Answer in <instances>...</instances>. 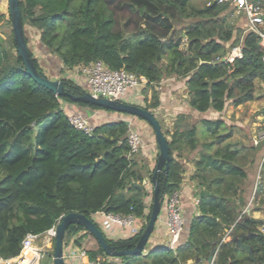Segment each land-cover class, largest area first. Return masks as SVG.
<instances>
[{"label": "trees", "instance_id": "1", "mask_svg": "<svg viewBox=\"0 0 264 264\" xmlns=\"http://www.w3.org/2000/svg\"><path fill=\"white\" fill-rule=\"evenodd\" d=\"M250 1L264 11V0ZM132 4L146 26L127 37L117 31L116 13L106 0H19V9L23 26L38 32L37 43L60 61L62 72L101 61L112 70L123 68L143 77L147 84L139 106L152 113L160 105L156 86L163 79L184 82L189 108L200 117L175 118L172 131L167 132L169 168L158 173L156 181L163 204L166 196L179 190L185 161L197 153L189 176L200 192L195 213L188 226L184 223L186 240L180 236L173 249L154 248L114 258L118 263L107 261L95 237L80 226L68 227L64 244L72 240L85 249L89 260L99 259L102 264H188L207 257L211 249L215 264H250L234 241H223L224 231L231 229L232 235L244 236L253 259L264 264L263 222L246 215L244 188L246 168L262 162L252 198V205L259 199L260 206L254 207L259 210L264 205V153L260 156L264 140L257 146L233 141V126L221 118L202 116L254 99V80H264L260 37L229 21L233 9L228 3L133 0ZM3 25L9 26L10 34L4 39L0 32V257H16L27 234L41 235L69 213L91 221L97 213L145 220L141 231L128 239L105 238L117 251L133 249L149 220L151 205L147 209L142 176L128 156L129 127L122 121L106 122L94 126L90 136L76 130L62 103L92 111L100 108L74 101L73 96L86 90L68 77H60L68 92L63 97L37 85L24 72L9 16L5 21L0 14V28ZM25 41L34 67L42 74L26 37ZM234 48H240L241 57L225 61ZM199 124L207 132L201 141Z\"/></svg>", "mask_w": 264, "mask_h": 264}, {"label": "crops", "instance_id": "2", "mask_svg": "<svg viewBox=\"0 0 264 264\" xmlns=\"http://www.w3.org/2000/svg\"><path fill=\"white\" fill-rule=\"evenodd\" d=\"M229 21L233 23L237 28H240L242 31L245 30L246 22L243 15L239 12H233L230 14ZM38 37V35H37ZM31 47V51L33 53L34 58L38 61L42 73L50 80H59L60 77L66 75L70 80L77 83L78 85L87 88L86 82L79 74H77L74 70L62 72V67L60 61L51 54L47 53L41 46L40 43H29ZM156 90L159 92V100L160 105L154 111L155 117L160 116L164 121H174L175 118L180 114L186 115H194L196 117H200L199 114L191 111L187 102V94L186 88L183 81L177 80L174 77L163 79L157 86ZM149 97V93H148ZM144 96L141 93L136 96H129L128 101L130 103L133 102L135 105H141L143 102ZM62 110L65 112L67 117L69 115H84L83 110L80 107L75 105L62 103ZM95 121L90 124L94 127L100 125L102 123H106L109 116H116L115 114H101L100 112H94ZM120 119H127L130 121V128L136 130L138 133L139 125L136 123V119L127 117L125 115H117ZM203 118L215 119L221 118L225 121L226 124L234 127V135L232 137L233 141H240L245 145H254L257 146L262 145V141L264 140V131L262 127L264 126V80L256 79L254 80V99L250 102L244 103L239 106H233L228 104L225 110L221 113H213L209 111L206 115H202ZM142 121V120H140ZM144 122V121H143ZM145 130V128H144ZM141 135V134H140ZM142 137V136H141ZM143 147L140 152L132 157L133 163L135 164L134 170L138 171L142 176L141 186L146 191V197L144 198V203L147 207L151 205L150 202V193L149 186L151 184V172L155 169L157 163V154L158 149L156 144L150 142L148 139L142 137ZM264 148L260 153V156L263 155ZM198 154H193L189 158V163H192V159H197ZM264 161V157L262 158ZM186 164L188 167L185 169V173L183 175L182 184L179 188V201L181 214L183 217L184 223L189 222L191 220L193 214L195 213V202L196 200L192 197L194 191V185L189 181V176L193 171H191V166ZM262 163V162H261ZM261 163L258 165L259 170L261 167ZM255 167V166H254ZM152 176V175H151ZM150 181V184H149ZM138 185V182L137 184ZM255 186V185H254ZM253 190V184H252ZM264 199V198H263ZM248 205V204H247ZM260 206L259 199L255 201L252 205V201L250 203L249 213L247 216L252 217L256 220H260L263 222V225L260 227V230L264 233V205L260 207L259 210H255L254 207ZM91 219H94L93 222L97 224L100 229L104 222V216L102 213H97L91 216ZM145 224V220L135 219L134 223L131 227L120 228L118 226H113L109 232L104 233L105 238L111 241L125 240L136 234H138L143 225ZM262 228V229H261ZM79 235H84V232ZM187 230H184L181 234V239L186 240ZM226 242V241H225ZM73 241H69L66 244V247ZM168 245V234L165 227V219L163 213L160 214L159 219L154 227V232L150 236L146 251L152 250L154 248L159 247H167ZM49 254V257L52 258V254L50 255L49 250L46 251ZM108 259H111L110 257Z\"/></svg>", "mask_w": 264, "mask_h": 264}, {"label": "built area", "instance_id": "3", "mask_svg": "<svg viewBox=\"0 0 264 264\" xmlns=\"http://www.w3.org/2000/svg\"><path fill=\"white\" fill-rule=\"evenodd\" d=\"M211 2L216 4L228 3L236 12L243 15L246 22V31L254 32L260 37V45L264 51V11L259 4L252 3L250 0H208V5ZM6 0H0V14L2 6L6 7ZM241 57L240 48H234L225 61L230 62L235 58ZM264 62V56L262 58ZM86 82V92L94 99H107L110 101L127 102L129 96H136L142 92L147 82L143 77L136 76L133 73L127 72L125 69L112 70L101 61H95L90 65H80L73 68ZM71 70V71H72ZM116 116H109L111 122L124 121ZM69 123L78 131L90 136L93 133V126L88 120L81 115H69ZM129 121V120H127ZM130 122V121H129ZM126 142L129 148L128 156L132 158L138 154L143 147L141 135L134 129H128ZM161 213L164 215L165 227L168 234V245L163 248L173 249L180 240L183 231L184 221L181 214L179 191L166 196L162 204ZM104 222L101 226L103 233L109 232L113 226L120 228L131 227L134 223L132 216L122 217L112 214H104ZM60 222V221H59ZM59 222L41 235L27 234L22 243L19 254L13 258L0 257V264H39L42 254L53 248L54 239L56 236V227ZM229 234H226L225 239ZM105 236V235H104ZM64 261L65 264H102L99 259L94 261L89 260L87 253L83 247L75 246L70 243L68 247L64 244Z\"/></svg>", "mask_w": 264, "mask_h": 264}, {"label": "water", "instance_id": "4", "mask_svg": "<svg viewBox=\"0 0 264 264\" xmlns=\"http://www.w3.org/2000/svg\"><path fill=\"white\" fill-rule=\"evenodd\" d=\"M7 10L11 21V30L16 46V51L18 57L21 59L24 67V72L39 86L52 92L56 97H63L68 95L66 89H64L62 80H50L43 73L40 74L34 67L28 46L25 41L24 29L22 24V17L19 9V0H7ZM66 78V75H63ZM74 101H82L85 104L98 107L106 111H112L118 114H125L138 118L139 120L147 123L154 132V140L156 147L158 149V159L156 167L151 177V185L153 188L152 193V204L150 209L149 220L146 223L135 247L130 250L117 251L114 247L108 245L105 242V236L100 227L86 218L82 214L69 213L64 215L59 224L56 227V236L53 244L52 251V264H65L64 261V240L65 233L69 226H80L86 232L90 233L95 237L101 249L104 251L105 255L110 258H118L122 256H134L141 255L146 249L148 240L152 233L154 232L155 224L157 223L159 216L161 214L162 202L158 197L159 187L156 181V176L158 173L164 171L167 172L170 163L169 156V146L166 137L163 135L161 126L156 119L154 113L144 109L143 107L122 101H110L107 99H94L92 96L84 92L78 97H72ZM84 117L86 119L91 118L94 115V111L90 109H85ZM126 126H130V122L127 120L122 121ZM147 207V206H146ZM148 209V207H147ZM245 213L248 215L249 208L245 209ZM232 241L235 242L236 246L241 252L247 254L250 260V264H258L252 257L251 248L243 243L244 236L240 235L236 237L233 235ZM199 262H205L206 264H215V250L212 249L207 257H202L197 259ZM197 261V262H198Z\"/></svg>", "mask_w": 264, "mask_h": 264}, {"label": "rangeland", "instance_id": "5", "mask_svg": "<svg viewBox=\"0 0 264 264\" xmlns=\"http://www.w3.org/2000/svg\"><path fill=\"white\" fill-rule=\"evenodd\" d=\"M106 1L109 3V7L111 8V10H114L116 13L115 15H116V19H117V24H116L117 31L121 32L124 36H126V37L130 36L133 33H136L137 31L145 28L146 24L141 19V15H140V12L138 11L137 7L131 6V5H133L132 4L133 0H106ZM6 2H7V0H6ZM230 7H231V9H233L232 12H236L231 5H230ZM1 14H3L5 16V21H7L8 16H9L8 10H7V4H6V7H5V5L2 6V13ZM228 19H230L229 15H228ZM128 21L130 22L129 23V26H130L129 29H127L128 28ZM175 27L178 28L181 26L177 25ZM23 29H24V35L27 39V42L28 43H37L38 32L36 30L32 29L31 27H29L27 24H25L23 26ZM157 29H159V28H157ZM1 31H3L1 36L4 39L7 38V35L10 34V28L8 25H3L0 28V32ZM158 33H161V30ZM127 103H130V102L127 101ZM132 104H133V102H132ZM81 109L83 111H85L84 108H81ZM94 112H100L101 114H107V115L118 114V113H115L112 111H106L103 109H99V110H96ZM120 115H125V114H120ZM82 116H84V115H82ZM125 116L130 117V118H134V117L129 116V115H125ZM134 119H136V123L141 125V127L139 126V131H140L139 134H141L142 137L148 139L150 142H153L155 144L154 133H153V130L151 129V127L147 123L140 121L138 118H134ZM156 119L158 120V122L161 126V130H162L163 135L167 138V140H169V134H167V132L172 131V125H173L174 121H171V120L170 121H164L160 116H157ZM87 120L89 123L94 122L95 116L93 115L91 118H89ZM106 122H111V121H110V119H108V120H106ZM144 128H145V130H144ZM206 137H207V132H206L204 126L199 124L197 126V138H198V140L199 141L204 140ZM185 163L188 164L189 160H186ZM186 164H185V166L188 167ZM189 165L191 166V171H193V164L189 163ZM185 166H184V168L186 169ZM246 172H247L248 178L246 179V181L244 183L245 184L244 188L246 191L245 198L247 199V202H248L247 207H250V203H251L252 198H253L252 184L254 183L257 185V184H259V181H260L259 166H257V165L255 167L250 166V167L246 168ZM149 184H150V181H149ZM193 185H194L195 191H193L192 197L196 200L197 195H199L200 192H199V189L196 187V185L195 184H193ZM149 189H150L149 190L150 202H152V190H153V188H152L151 184L149 186ZM195 203H197V200ZM92 220H94V219H92ZM189 222H190V220H189ZM185 224H186V226L189 225L188 222ZM224 232L225 233L223 235V239L226 237V234H229L228 235L229 237H227V239H225V241L226 242L232 241L231 239H232L233 235L231 234V229L225 230ZM90 247H94V244L86 245L87 249ZM211 250H210V252H211ZM51 251H52V249L49 250L50 255H51ZM199 258H202V257H198L194 261L189 260L188 264H192L193 262L197 263V261H198L197 259H199ZM107 261H109L111 263H118V260H116L114 258L107 259ZM203 263H205V262H203ZM39 264H52V258L49 257V254L47 252H44L42 254V258L40 259Z\"/></svg>", "mask_w": 264, "mask_h": 264}]
</instances>
